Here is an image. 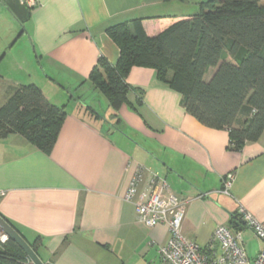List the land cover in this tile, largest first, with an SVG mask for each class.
Segmentation results:
<instances>
[{"label":"crops","instance_id":"obj_1","mask_svg":"<svg viewBox=\"0 0 264 264\" xmlns=\"http://www.w3.org/2000/svg\"><path fill=\"white\" fill-rule=\"evenodd\" d=\"M202 1L36 0L30 7L0 0V65L22 39L36 54L28 50L20 57L23 76L0 73V108L14 88L32 83L67 112L50 154L20 133L0 137V214L30 242L42 238L46 262L160 264L158 247L170 238L168 226L140 222L135 202L124 198L137 165L146 169L140 190L156 173L185 200L182 232L202 247L217 225H231L241 207L264 219V133L242 151H231L229 132L188 113L182 93L159 81L150 67L130 70L127 82L143 95L130 91L129 103L118 111L89 80L101 56L113 64L119 58L109 26L141 19L153 37L196 14ZM13 23L22 25L20 33ZM85 89L99 106L82 97ZM229 173L234 180L225 193ZM241 230L252 237L249 228ZM263 247L248 253L256 256Z\"/></svg>","mask_w":264,"mask_h":264},{"label":"trees","instance_id":"obj_2","mask_svg":"<svg viewBox=\"0 0 264 264\" xmlns=\"http://www.w3.org/2000/svg\"><path fill=\"white\" fill-rule=\"evenodd\" d=\"M107 33L119 46V58L113 64L101 56L89 80L114 111L129 103L130 91L143 95V90L127 82L130 70L134 66L150 67L159 81L182 93L188 113L205 126L229 132L231 151L240 152L247 142L261 138L264 0H204L196 14L176 21L153 37L145 33L141 19L109 26ZM212 70V76L206 78ZM138 103H142L141 98ZM65 109V105L49 100L36 84L16 87L0 108V137L20 133L50 154L67 115ZM232 215L229 226L242 229L239 214ZM10 224L43 260L39 251L42 238L37 236L30 242L16 225ZM0 264L33 263L17 242L8 238L0 240Z\"/></svg>","mask_w":264,"mask_h":264},{"label":"built area","instance_id":"obj_3","mask_svg":"<svg viewBox=\"0 0 264 264\" xmlns=\"http://www.w3.org/2000/svg\"><path fill=\"white\" fill-rule=\"evenodd\" d=\"M23 5L35 7L36 0H20ZM145 168L137 165L125 193V200L135 202L137 218L149 227L167 225L170 238L158 247L160 264H264V247L256 256L245 248L241 229L219 224L206 247L183 234L186 202L156 173H150L147 185L140 190ZM234 174L223 179V191L229 193ZM264 243V219L256 217L244 207L240 208L239 221Z\"/></svg>","mask_w":264,"mask_h":264},{"label":"rangeland","instance_id":"obj_4","mask_svg":"<svg viewBox=\"0 0 264 264\" xmlns=\"http://www.w3.org/2000/svg\"><path fill=\"white\" fill-rule=\"evenodd\" d=\"M186 1H188V3L190 2L191 4H196V3H198L201 0H186ZM21 28H22V25L20 23H19V25L17 23L14 24V29H15L16 34L20 33ZM28 50L31 52V54L33 53L34 56H36V54L34 53V49L33 48L31 50L28 49V44H27L25 39H22L21 41L17 42L15 48L13 49V53L9 54L8 55L9 57L7 59H5L2 62V64L0 65V73H2V74L4 73V75L9 76V77H14V76L19 77V75H21V74H19V69L17 67H18V64H19V61H20V57H22V55H23L22 58H25V54L27 55V51ZM13 62H15L17 64V66L14 67V69L11 68L13 66L12 65ZM42 72H43V74H47L48 73V72H45L44 69H42ZM209 75H210V73H208L206 75V78H208ZM21 76H23V74ZM40 80H41L40 78H37V81H40ZM81 95H82L83 98H85V100L88 101L89 105L93 106V104H96L97 106H99L98 105L99 101H96L93 98V97H95V94L93 93V91H88V90L85 89V90H83V92H81ZM101 98H102V100H106V98L104 96H102ZM92 99L94 100L95 103L93 101H91ZM212 224H214V223L211 220L209 222V225H207V226H211ZM207 226H206V228H209ZM243 236H244V241H245V243H244L245 244V248H246V250L248 252H249V248L255 249V251H256L259 248L260 243L263 244V241L260 238L256 237L253 232H252V237L251 238H249V234H247V233L243 234ZM0 240L2 242L6 241L4 239V237H2V235H0ZM159 262H160V260H159Z\"/></svg>","mask_w":264,"mask_h":264},{"label":"water","instance_id":"obj_5","mask_svg":"<svg viewBox=\"0 0 264 264\" xmlns=\"http://www.w3.org/2000/svg\"><path fill=\"white\" fill-rule=\"evenodd\" d=\"M239 224V223H238ZM0 235L5 240L8 238L17 244L27 253L33 264H46L31 248L28 242L18 233V231L0 214Z\"/></svg>","mask_w":264,"mask_h":264}]
</instances>
